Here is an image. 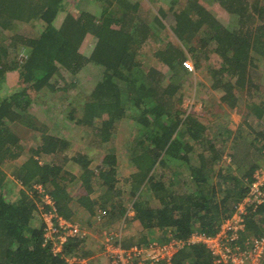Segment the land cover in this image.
Returning a JSON list of instances; mask_svg holds the SVG:
<instances>
[{
	"label": "trees",
	"instance_id": "obj_1",
	"mask_svg": "<svg viewBox=\"0 0 264 264\" xmlns=\"http://www.w3.org/2000/svg\"><path fill=\"white\" fill-rule=\"evenodd\" d=\"M98 1L103 7L99 17L86 10H68L64 0H0V14L10 15V20L36 19L39 28L32 36L15 34L12 37L15 55L20 51L27 55L22 63L16 56L9 57V48L0 44V79L6 71H17L10 77H16L20 87L0 99V264H81L82 259L91 255L79 237L70 238L59 255L44 245L42 214L50 206L43 202L37 185H43L53 197L57 214L74 223L77 205L85 208L91 217L98 206L107 211L110 221L121 220L127 212L124 194L128 193V198L133 199L135 219L145 230L173 228L179 237L187 238L195 230L217 233L222 222L248 194L259 167L256 162L246 163L245 155L252 156L251 148L262 151L264 129L257 132L254 127L252 132L244 134L241 127L228 149L231 158L239 163L238 169L224 165L225 145L219 142L224 132L211 134L201 118L180 109L178 103L182 96L176 95L182 83L170 79L165 86L166 74L155 66H147L140 58V49L151 35L162 42L164 46L156 51V56L173 71L171 78L181 71L189 73L184 67L188 53L183 47L192 54L196 68L200 67L203 55L213 49L223 63L218 70L222 77L212 86L223 88L222 101L235 108L239 99L235 90L251 94L256 87V71L249 69L254 65L251 51L253 48L263 51L258 46L264 49V25L253 30L248 23L255 22L256 13H264V8L255 6L249 10L245 0H217L241 18V29L234 32L223 30L216 18L206 23L212 14L195 0L173 12H179L178 19L181 16L176 29L179 25L184 27L185 22L188 26L186 30L183 28L182 36L175 33L181 40L177 42L167 40V35H163V21L159 16L152 17L149 7L141 1ZM174 2L177 1L172 0L171 4ZM62 11L67 13L57 26L55 21ZM89 36L93 46L84 49ZM209 43L214 48L210 49ZM86 66L99 68L84 75L91 86L85 91L88 99L82 116H70L91 133L87 147H92L91 140H98L104 149L113 142L117 121L126 117L135 120L137 132L128 145V163L135 171L128 178L125 192L119 186L116 151L109 148L93 169L88 153L75 152L69 157L73 142L47 133L31 112L30 92L53 88L55 76L66 73L71 80L69 84L83 90L84 81L79 74ZM256 108L260 115L264 113V104L259 103ZM33 130L40 133L41 142L31 150L29 158L21 161L25 152L22 140ZM227 133L224 143L233 132ZM40 154L52 155L54 162L39 161L36 156ZM72 160L81 167L80 175L65 169ZM97 178L103 187L99 195L94 193ZM71 185L78 186V191L73 193ZM18 187V199H8ZM146 188L158 206H153L145 197ZM263 233L264 204L247 218L244 234L261 236ZM146 240L142 238L138 243ZM74 257L76 260L70 263ZM175 261L177 264H215L203 245L184 248Z\"/></svg>",
	"mask_w": 264,
	"mask_h": 264
},
{
	"label": "rangeland",
	"instance_id": "obj_2",
	"mask_svg": "<svg viewBox=\"0 0 264 264\" xmlns=\"http://www.w3.org/2000/svg\"><path fill=\"white\" fill-rule=\"evenodd\" d=\"M141 1L144 5L150 9L151 16L155 15L159 16L163 21V35H167V40H174L180 42L177 36H182L183 28L186 30L188 28L187 22H185V26L179 25V28L176 29V23L179 19L177 18V13H173L177 9H181L183 7V1L176 0L171 4L172 0H131ZM67 2V8L71 11H80L86 10L89 11L98 17L101 15V11L103 9L100 1L98 0H64ZM211 7L214 5L213 1H208ZM251 4V9L253 10L255 6L259 8H264V0H248ZM223 7V3L220 2ZM172 5V6H171ZM217 5V4H216ZM184 9V8H183ZM230 10L225 6L220 9V11H224V14H216L214 13L206 23L213 21L216 16L220 19L222 23L221 28L224 30L227 28L230 31L236 32L241 29V18L238 17L236 13H230L227 10ZM215 12V11H214ZM66 11H62L59 13V17L56 19L55 24L59 26L65 15ZM223 13V12H222ZM230 14V15H228ZM177 19H175V17ZM149 16L147 19H151ZM255 22H249L250 27L252 29H257V27L264 25V13H256ZM36 19H30L29 21L16 19L10 20V15L1 13L0 14V44L5 45L9 48V57L10 54L12 57L17 58V60L22 63L19 59L20 53L23 51L16 53L12 46V37L15 34L32 36L38 31V24ZM183 22V21H181ZM246 22V21H245ZM214 24H218L215 22ZM192 26V25H191ZM155 28V27H154ZM159 30V28H156ZM264 31V29H263ZM184 34V33H183ZM203 34V33H202ZM84 44V49L91 48L93 46V42L91 41L92 36ZM264 38V35H263ZM184 39V38H182ZM162 42L157 41L156 37L151 35L150 39L146 44L140 49L141 54L140 58L146 62L147 66H155L160 70H163L165 75L164 85L166 86L170 79L172 82H181V90L176 95V97L182 96L181 103H178V107L182 109L186 114L193 113L199 118L202 119L204 123L208 125L210 128V133H220L224 132V135L220 137V144L225 145V154L223 157L222 163L224 165H232L234 170L238 169V162L233 160L230 156V151H228L229 146L232 142V139L235 136V133L239 131L241 127L244 129V134H248V132H252L253 128L257 130V132L264 129V113L262 115L257 112L256 105L259 103L264 104V49L262 46H258L260 49L259 52L257 49L253 48L251 51V56L253 57L254 65L249 69L255 70L256 74L254 75V85L253 88L254 93H248L246 90H235V93L238 95V104L235 108L230 107L226 102L222 101V97L225 94V90L223 88H214L212 86L213 82L221 78L222 75L218 73L220 65L222 66L223 60L219 56L218 53L214 52L212 48L214 46L212 43H209L207 46L210 47L209 53H205L203 55L202 61L200 63V67L196 68L195 61L192 58V54L190 55L186 46L183 47L185 51L188 53V57L186 60V65L184 67L188 70L189 73L180 72L173 77V71L169 70L163 62L156 56V51L161 49L164 45ZM87 48V49H88ZM26 59V58H25ZM99 68V67H98ZM95 67V69H98ZM90 68V66L84 67L81 80L83 83V90L79 87H73L69 83L71 80L66 73H63L64 76H55V79L52 81V84L55 85L53 88H45L41 92H30L33 98L31 112L37 117L38 121L42 123L47 131V133L56 135L59 137H66L68 140L73 142V147L70 151L69 157L73 156L75 152L80 153H88L89 158H92L91 167L93 169L97 168L101 158L107 150L113 149V151L117 152L119 166H118V179L119 186L123 189V192L126 191V187L128 184V178L135 171V168L131 166L129 162L128 156V145L134 141V137L137 132L136 124H134L135 120L130 117H126L120 119L116 123L115 137L113 138V142L110 145L104 147V149L99 146L98 140L92 141V147L89 149L87 146L90 143L91 133L87 130L86 126L77 123L76 120L72 119L71 114H75V117H81L84 104L88 99L86 97V92L91 85L88 80H86L87 76H84L86 72L89 74L92 72H96V70ZM17 71H6L3 79H0V99H3L10 94L16 92L17 88H20L17 83V78L10 77V74ZM227 73L225 72L224 75ZM91 77V76H90ZM236 78L232 77V81H235ZM67 81V82H66ZM86 83V84H85ZM89 85V86H88ZM125 85V84H123ZM68 88V89H67ZM99 123V119L96 124ZM134 124V125H133ZM232 131L231 137H229L228 141L224 143L223 141L227 138V131ZM217 134V135H218ZM40 133L37 131H29V133L22 140L23 145L25 146V152L20 159L24 161L29 158L32 154L34 148L38 146L41 142L39 138ZM253 135H256L254 132ZM245 137V136H244ZM246 138V137H245ZM243 144V143H242ZM241 144V145H242ZM262 142H259V146H261ZM264 149V148H263ZM254 150L251 148L252 156L246 158V163H254L259 164V167L264 169V151ZM256 154H255V153ZM36 158L41 162H54L53 156L48 154H40L37 155ZM238 159L242 162L241 157ZM258 167V168H259ZM6 168V166H5ZM257 168V169H258ZM65 169L70 171V173L78 174L81 173V167L78 163L72 161H68L65 165ZM100 181V180H99ZM98 181V178L94 180V193L99 195L103 187L101 183ZM78 186H70V190L75 193L78 191ZM18 188L12 194L8 195V199L17 200ZM144 195L146 198L152 201L153 206H158L159 203L154 199L153 194L146 188L144 190ZM130 193V192H129ZM129 194H124L125 203L124 206L127 208L126 215L118 221H110L109 216L106 217L104 221L101 223L94 219V216H90V214L80 205H77L76 210V222L77 224L86 232L84 237L78 236L79 239H83L84 249L91 253L90 257L93 259H99V263H103L104 256L103 253V243L105 240L104 231L106 230H122L123 232V246L128 248L140 241L142 238L149 237H163L164 233L159 231L161 229H157L156 232H152L149 230H145L139 221L135 219V215L127 216L131 207H133V199L128 198ZM39 206L41 209L42 202H39ZM98 206L96 207V209ZM135 212V211H134ZM253 211L252 208H249L247 218L251 215ZM131 215V214H130ZM40 216V215H39ZM46 217V216H45ZM75 222V223H76ZM123 223V225H121ZM154 230V229H153ZM220 230V229H219ZM218 230V232H219ZM245 237L244 233H241V238ZM76 238V237H75ZM139 239V240H138ZM92 260V259H91ZM75 259H71L70 263H73ZM89 261V260H88ZM91 264V263H90Z\"/></svg>",
	"mask_w": 264,
	"mask_h": 264
},
{
	"label": "built area",
	"instance_id": "obj_3",
	"mask_svg": "<svg viewBox=\"0 0 264 264\" xmlns=\"http://www.w3.org/2000/svg\"><path fill=\"white\" fill-rule=\"evenodd\" d=\"M26 57L24 51L19 55L21 61ZM36 188L43 195V202L50 206V210L42 214L45 224L44 245H49L52 253L59 255L70 238L84 237L86 232L77 223L57 214L55 200L43 185H37ZM263 204L264 169L259 167L254 172L248 194L237 204L232 215L222 222L219 232L208 234L195 230L187 238H182L176 230L167 228L161 230L163 237H149L143 243L126 248L123 246L122 230L108 229L104 231L102 255L107 259V264H177L176 256L181 250L188 246L203 245L213 256L215 264H264V233L241 238V233L246 232L249 208L257 211ZM128 211L127 216L135 215L133 207ZM106 217L107 211L102 207L95 209L94 218L98 222L101 223Z\"/></svg>",
	"mask_w": 264,
	"mask_h": 264
},
{
	"label": "crops",
	"instance_id": "obj_4",
	"mask_svg": "<svg viewBox=\"0 0 264 264\" xmlns=\"http://www.w3.org/2000/svg\"><path fill=\"white\" fill-rule=\"evenodd\" d=\"M181 1V0H179ZM183 1V7H186L188 6L191 2L195 1V0H182ZM212 15L214 13L216 14H224L225 12L224 11H220V9L224 8V6L222 7V5L220 4V2H218L217 0H198ZM208 1H213L214 2V5L211 7L210 3ZM244 1V0H242ZM247 5H248V8L249 10H251V4L248 2V0H245ZM217 4V5H216ZM227 10V9H225ZM215 11V12H214ZM228 11V10H227ZM223 12V13H222ZM230 12V11H228ZM232 13V12H230ZM230 15V14H228ZM239 17V16H238ZM216 20L219 22V23H222L220 21V19L216 16ZM149 231H152V232H156L157 229H148ZM164 230V229H163ZM161 231V230H159ZM139 240V239H138ZM92 259V260H91ZM85 258V259H82L81 260V264H107V259L104 258V261L103 263H99L101 261H99V259H93V258ZM89 260V261H88Z\"/></svg>",
	"mask_w": 264,
	"mask_h": 264
}]
</instances>
